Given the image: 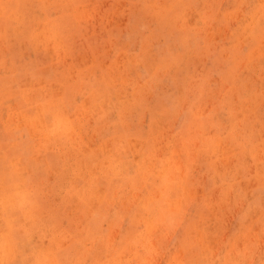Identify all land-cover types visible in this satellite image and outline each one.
<instances>
[{"label":"clouds","instance_id":"9594fccd","mask_svg":"<svg viewBox=\"0 0 264 264\" xmlns=\"http://www.w3.org/2000/svg\"><path fill=\"white\" fill-rule=\"evenodd\" d=\"M223 2L0 0V264H264V0Z\"/></svg>","mask_w":264,"mask_h":264},{"label":"rangeland","instance_id":"374dc122","mask_svg":"<svg viewBox=\"0 0 264 264\" xmlns=\"http://www.w3.org/2000/svg\"><path fill=\"white\" fill-rule=\"evenodd\" d=\"M257 2H258V0H248L249 4H255ZM235 4H236V0H224L222 7L223 8H232V7H235ZM104 7H108V4L106 3L104 5Z\"/></svg>","mask_w":264,"mask_h":264}]
</instances>
